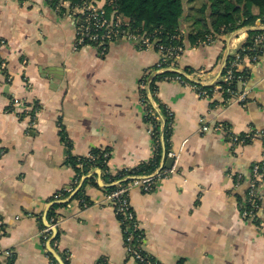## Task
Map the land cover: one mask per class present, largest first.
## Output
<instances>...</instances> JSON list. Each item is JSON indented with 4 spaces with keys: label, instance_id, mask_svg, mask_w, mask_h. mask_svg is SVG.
<instances>
[{
    "label": "crops",
    "instance_id": "0c3cea01",
    "mask_svg": "<svg viewBox=\"0 0 264 264\" xmlns=\"http://www.w3.org/2000/svg\"><path fill=\"white\" fill-rule=\"evenodd\" d=\"M252 31H264V18L210 45L187 43L168 72L195 80L204 69L212 85ZM76 36L50 0H0V264H141L106 194L108 174L149 163L158 151L142 94L158 105L161 123L173 113L171 130L160 132V168H169V150L179 155L152 191L130 192L144 251L156 264H264V173L256 218L242 215L252 168L264 162V45L242 67L247 102L229 104L226 94L200 97L157 75L156 50L127 40L105 51L76 47ZM217 123L226 129L201 131ZM234 135L251 140L234 144ZM94 150L109 152V173L80 174L68 162ZM55 222L45 239L41 231Z\"/></svg>",
    "mask_w": 264,
    "mask_h": 264
},
{
    "label": "built area",
    "instance_id": "2783aa9c",
    "mask_svg": "<svg viewBox=\"0 0 264 264\" xmlns=\"http://www.w3.org/2000/svg\"><path fill=\"white\" fill-rule=\"evenodd\" d=\"M56 9L63 15L71 19L77 30L76 47H84L87 45H93L99 47L102 51H105L107 45L110 42L117 40H127L136 44L139 48L145 50H156L160 53L161 59L155 70L157 75H162L165 79L174 80L186 85L187 87L196 90L200 97L212 99L215 94H228L227 99L229 104L232 103H245L247 102L248 91L246 90V78L243 74L234 75V71L237 69L242 70L244 62L247 58L250 61L255 62L258 59V54L261 52V48L264 45V33H259L252 38V43L248 47L239 49L234 54V59L230 63V67L226 73L221 77V80L212 84L206 85L204 81L205 71L201 69L199 77L195 80H189L180 73H170L175 62L180 59L184 51V47H173L166 49L164 45L157 44L156 38L147 33H139L132 31L128 28V23L122 18L116 11L108 14L104 6L97 4V0L93 1H80L73 5L71 0H58ZM214 43L211 37L202 41L200 44L210 45ZM173 58V62L167 65L165 62L168 59ZM6 63L0 62V72H5ZM225 82L226 87L221 83ZM235 82V88L230 85ZM153 97V94H152ZM17 98L12 99V103H17ZM141 103L144 106L145 116L148 121V129L152 135L154 146L156 149L161 147V134L162 129L166 131L171 130L173 113L167 109L168 120L161 123L160 115L157 111L158 105L150 102V97L141 95ZM226 129L223 123H217L213 127L209 125H202L201 131L206 132L209 130L224 131ZM234 144H245L251 140V135L246 136H233L231 138ZM91 156V153L86 155ZM167 156L177 161L179 155L173 150L167 152ZM110 157L109 152L104 153L105 161H108ZM92 160L95 157H90ZM176 170L175 165L171 168H158L153 173L143 172L139 175H131L127 178L130 179L128 184H121L120 180H114L112 184H118V186L107 192L106 201L113 207L116 216L123 227L125 243L127 245L128 252L141 264H155L154 259L150 257L144 251L145 233L142 230L140 223L136 217V213L130 203V192L135 187H140L145 192L152 191L158 182L167 178ZM109 172V170H107ZM264 173V162L255 164L252 168V178L250 182V189L248 197L246 199V207L244 208L242 215L245 218H256V209L259 207L260 197L258 196V182ZM84 207L90 206V203L85 199H80ZM59 225L58 222L53 224L49 223L47 227L43 228L41 233L45 239H48V233L55 229ZM4 223L0 220V230L3 229ZM1 233V232H0ZM1 253V251H0ZM52 264H57L52 258Z\"/></svg>",
    "mask_w": 264,
    "mask_h": 264
},
{
    "label": "trees",
    "instance_id": "16d2710c",
    "mask_svg": "<svg viewBox=\"0 0 264 264\" xmlns=\"http://www.w3.org/2000/svg\"><path fill=\"white\" fill-rule=\"evenodd\" d=\"M80 1L93 0H71V3L75 5ZM50 2L55 7L58 0H50ZM254 7L258 8L257 14L253 12ZM104 8L108 14L116 11L121 15L127 21L130 30L153 35L157 44L164 45L166 49L185 47L187 43L197 46L209 37L215 41L220 34H229L241 27L251 25L258 18H264V0H107ZM259 33L264 31L250 32L244 47L250 46L252 38ZM233 59L234 57H229L224 74ZM171 62L173 58L168 59L165 64L169 65ZM167 74L170 73L167 72ZM241 74L247 79L249 71L237 69L234 71L236 76ZM221 84L227 86L225 82ZM230 86L235 88V82H232ZM226 96L230 95L226 94ZM105 152L92 151L90 157H95L94 160L87 156H71L68 162L80 174L94 167L109 173L107 161L104 159ZM160 165L161 147L149 163L133 169H124L116 176L106 174L111 184L107 191H112L118 186V184H112L114 180H120V183L125 185L130 181L128 176L143 172L153 173L160 168ZM76 196L80 199L85 198L82 189L76 193Z\"/></svg>",
    "mask_w": 264,
    "mask_h": 264
},
{
    "label": "water",
    "instance_id": "95a60500",
    "mask_svg": "<svg viewBox=\"0 0 264 264\" xmlns=\"http://www.w3.org/2000/svg\"><path fill=\"white\" fill-rule=\"evenodd\" d=\"M259 25H260V21H259ZM173 163H174V160L173 159H168V161H167V167L171 168Z\"/></svg>",
    "mask_w": 264,
    "mask_h": 264
}]
</instances>
